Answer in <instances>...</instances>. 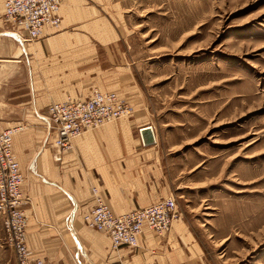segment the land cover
<instances>
[{
    "label": "rangeland",
    "instance_id": "374dc122",
    "mask_svg": "<svg viewBox=\"0 0 264 264\" xmlns=\"http://www.w3.org/2000/svg\"><path fill=\"white\" fill-rule=\"evenodd\" d=\"M107 11L111 56L134 75L180 220L209 264H264V0ZM88 54L73 53L72 77Z\"/></svg>",
    "mask_w": 264,
    "mask_h": 264
},
{
    "label": "crops",
    "instance_id": "0c3cea01",
    "mask_svg": "<svg viewBox=\"0 0 264 264\" xmlns=\"http://www.w3.org/2000/svg\"><path fill=\"white\" fill-rule=\"evenodd\" d=\"M4 2L0 130L23 126L14 135L13 151L24 177L27 241L33 256L44 264H209L180 218L161 235L144 228L134 248H113L106 234L83 220L96 203L92 188L116 215L172 194L159 149L143 144L139 133L148 124L134 75L109 50L118 39L107 11L113 0H62L59 25H46L33 41L23 40L1 18ZM103 51L108 59L101 57ZM73 53L89 54L87 60L80 59L84 69L72 77ZM95 89L117 93L135 111L83 132L70 150L59 152L45 126L49 106L85 100ZM5 240L0 214V264H18Z\"/></svg>",
    "mask_w": 264,
    "mask_h": 264
},
{
    "label": "built area",
    "instance_id": "2783aa9c",
    "mask_svg": "<svg viewBox=\"0 0 264 264\" xmlns=\"http://www.w3.org/2000/svg\"><path fill=\"white\" fill-rule=\"evenodd\" d=\"M61 2L5 0L4 19L15 27L14 32L20 33L23 40H37L46 25H59ZM133 112L134 107L117 93L95 89L85 100L67 99L50 105L45 126L47 132L52 133L57 150L65 152L71 149L74 138L83 132L131 116ZM22 128L16 126L0 130V214L5 242L13 248L17 263L44 264L43 260L33 256L27 241L29 219L24 205L28 198L22 191L24 177L13 151L14 135ZM91 191L96 203L90 213L83 215V220L90 228L106 234L113 248H134L144 228L161 235L179 218L178 206L172 195L147 207L116 215L98 195L96 188Z\"/></svg>",
    "mask_w": 264,
    "mask_h": 264
},
{
    "label": "water",
    "instance_id": "95a60500",
    "mask_svg": "<svg viewBox=\"0 0 264 264\" xmlns=\"http://www.w3.org/2000/svg\"><path fill=\"white\" fill-rule=\"evenodd\" d=\"M142 141L144 144H152L155 142L154 133L150 126H144L140 130Z\"/></svg>",
    "mask_w": 264,
    "mask_h": 264
},
{
    "label": "bare ground",
    "instance_id": "6f19581e",
    "mask_svg": "<svg viewBox=\"0 0 264 264\" xmlns=\"http://www.w3.org/2000/svg\"><path fill=\"white\" fill-rule=\"evenodd\" d=\"M5 62V61H4ZM12 64V63H11ZM13 65H15V64H13ZM4 67V66H3ZM5 69V68H4ZM3 70V69H2ZM154 133V132H153Z\"/></svg>",
    "mask_w": 264,
    "mask_h": 264
}]
</instances>
